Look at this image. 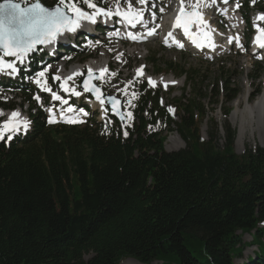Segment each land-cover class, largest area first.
Segmentation results:
<instances>
[{
    "label": "trees",
    "instance_id": "trees-1",
    "mask_svg": "<svg viewBox=\"0 0 264 264\" xmlns=\"http://www.w3.org/2000/svg\"><path fill=\"white\" fill-rule=\"evenodd\" d=\"M177 72L179 121L137 84L126 137L117 119L53 128L39 112L24 138L0 141V264H236L247 233L259 252L243 264H264V148L236 153L230 109L203 140L199 74ZM227 79L226 104L238 95ZM173 125L186 146L169 152Z\"/></svg>",
    "mask_w": 264,
    "mask_h": 264
},
{
    "label": "rangeland",
    "instance_id": "rangeland-1",
    "mask_svg": "<svg viewBox=\"0 0 264 264\" xmlns=\"http://www.w3.org/2000/svg\"><path fill=\"white\" fill-rule=\"evenodd\" d=\"M24 3H26V0H24ZM111 5V0H110ZM260 7L263 8L264 5L260 4ZM221 31V29H220ZM247 32V30H246ZM247 34V33H246ZM242 38V44L244 40V36H240ZM222 46L225 47V41H222ZM119 43L114 44V49L118 48ZM241 47V45H237ZM143 49V54L141 56H135L126 58L125 54H122L121 51H117L114 53L113 58L109 57V62L111 63L110 72L106 73V76H101L100 78V84L101 86L106 89L107 92L115 94L119 97H121L123 102V112L125 116V122L126 120H129L127 117L128 113H132L131 108L134 109L132 103L134 102V97L132 96L133 91L135 90V85H133L135 79H139L140 82L147 81L149 78H154L155 76H172L173 74L176 76L180 84L179 87L171 88L169 91H164L161 84L160 86H153V91H161L163 103L169 107V109H172L173 111H169L171 114H176V106L177 103L175 102L181 97L182 89L185 87L186 83V77L180 76L176 71H168L166 68L168 64L174 63L179 65L180 68L185 70H196L199 74V82L203 85V94L206 96L202 103H204L207 106L208 110V116L206 118L201 117L199 115V119L202 120L201 125V138L203 140L208 139V133L211 129V122L210 118L213 116L220 124L223 126L224 122H226V115L223 114L224 110H231L230 115L227 117L228 122L230 125L235 128L237 136H236V142H235V151L238 155L243 156L246 152L252 151L255 152L257 148H264V131L263 129L259 130L258 132H255L254 136L255 139L252 138V135L248 132L246 136L243 138L242 141H239L238 139V131L237 126L235 122L232 120L231 115L233 111L236 109L238 102H249L253 103L263 92H264V68L259 69V66L257 64L259 57L257 55H254L252 58L249 56V53H244L245 50L241 48L240 50H233L232 52L224 51V54H220L219 52L214 55L212 58L205 59L201 56H194L190 53L181 52L178 50H169L164 47H161L159 42H152L150 44H146L145 46H139L133 48L135 49ZM132 53V52H131ZM137 54V53H135ZM134 54V55H135ZM101 54L98 56H95L93 58L100 57ZM151 57L155 59V63L150 61ZM85 61V57H80L79 54H76L73 60L70 63H74L76 61ZM141 65L146 66L147 74L146 77H138L136 76V69L140 67ZM161 68L159 70L163 71L164 75H157V69ZM53 69L54 77L57 76V71ZM262 75L260 79L253 78L255 74ZM225 74L224 78H220V75ZM233 74V75H231ZM173 75V76H174ZM230 77V78H228ZM228 78V79H227ZM36 79V77H35ZM229 82V88H232L235 91H238V96L231 101L230 103L226 104V87L224 85L225 80ZM224 83H222V81ZM52 84H56L57 80L53 78L51 81ZM99 83V82H98ZM219 84L220 88L224 86V90L222 91V88L220 89V93L222 94L220 99H217L213 91L211 94L209 93L213 88H216L217 86H214V84ZM32 85L34 86L35 90H38L39 86L35 83V80L32 82ZM71 85L75 88L78 87L76 82H72ZM163 87V86H162ZM192 91V89H191ZM187 92H190V89L187 88ZM192 94V92H191ZM209 94L211 95L209 97ZM248 95V101L246 99V96ZM24 96L23 93H20L16 96V98L13 97V93H7L5 95L4 101H6L8 104L15 103L20 104L19 97ZM36 96L41 97V93L38 90V94L34 93V96L32 100L30 101V104L32 105H38V101L40 100V106L44 107V105L41 104L42 100L35 99ZM192 97V96H191ZM213 102H217L218 105L214 104L211 105ZM49 103L52 104V101L49 100ZM29 104L22 105L21 108L29 113ZM57 107H61V103L56 104ZM180 113L182 111L183 106L179 105ZM213 106L214 110L212 113L211 107ZM244 106V105H242ZM18 107V105H17ZM40 107V108H42ZM69 107V106H66ZM184 108V107H183ZM19 109V107H18ZM65 109V107H62V110ZM168 109V110H169ZM110 112V111H109ZM81 113L85 114L83 111ZM94 114H97L96 111H93ZM184 112L182 113V115ZM87 115V113H86ZM96 120H100L103 123H107L110 120V117H106L97 114ZM4 116V115H3ZM88 116L90 114L88 113ZM95 116V115H93ZM106 117V118H105ZM29 118V117H28ZM55 122L49 123V125L53 126V128L59 127L57 124H59V121L56 117ZM4 120L8 118H3ZM3 120V121H4ZM76 121H81L80 118L74 119ZM31 124V121H29ZM124 122V124H125ZM112 125H114V122H110ZM174 132H165L166 142H165V149L167 151L173 152L179 149H182L186 146L185 141L181 138L179 133L176 130L175 125H173ZM221 135L220 137L223 138L224 135V129L221 128ZM17 134V133H15ZM7 135V134H6ZM223 142V141H222ZM179 145H178V144ZM179 148L177 149V146ZM181 146V147H180ZM168 148H173L174 150H170ZM243 240L245 243H247L243 248L242 256L237 257L235 259L236 264H243L245 261L248 260V257L255 255L256 252L259 250V246L256 244L249 245V242L252 241V237L249 234L244 235ZM121 264H141L136 261H133L132 259H129L127 261H124ZM156 264V263H154Z\"/></svg>",
    "mask_w": 264,
    "mask_h": 264
},
{
    "label": "snow or ice",
    "instance_id": "snow-or-ice-1",
    "mask_svg": "<svg viewBox=\"0 0 264 264\" xmlns=\"http://www.w3.org/2000/svg\"><path fill=\"white\" fill-rule=\"evenodd\" d=\"M140 3H146V0H140ZM253 3H255V0H253ZM81 4L86 5L91 11H86L85 8L80 6ZM200 6L201 0H195L190 8L186 6L185 0H181L179 14L176 17V27L182 28L189 36H192L189 29L193 23L207 26V21L200 11ZM236 7L239 8L240 4L237 3ZM143 11V9H136L131 0H128L125 8H121L117 4L115 10L98 6L96 0H58L55 6H48L42 0H31V2L26 0L25 6H22L16 0H3L0 3V74L16 75L19 71L17 61L23 63L30 53L37 50L38 45L50 44L66 31L75 32L81 27L82 21L96 23L100 17L117 16L121 18L122 22L135 26L137 23L143 22ZM257 19L264 21V14L259 15ZM257 29L258 35L255 37V43L264 49V27L257 26ZM154 31L155 29H152L148 34L152 35ZM169 35L171 36L172 34L169 33ZM205 36L208 47H213L210 28L205 32ZM131 38L135 40L138 37L132 35ZM196 42L198 46H204L203 42L199 40ZM102 71H106V69ZM46 72L47 69L40 71L37 74L35 83L45 92H51L55 100H61V96L53 92L51 87L47 85ZM92 78V70L89 69V77L84 81V88L87 91H95L97 93L96 98L101 100L99 88H96L95 85H90ZM54 79L60 80L61 77L55 76ZM70 79L72 77H68L61 84L65 92H75V89L67 86V81ZM149 83L155 86V81L151 80V78H149ZM75 94L79 95L80 93L76 92ZM35 99L39 100L40 97L36 96ZM108 99L113 101V111H116L117 114L121 115V119H124V115L120 114L116 107L118 101H115L114 97H109ZM64 103L66 104L67 101L65 100ZM48 111H51V109ZM69 111H72V109L69 108ZM169 111L173 110L169 109ZM0 115H3V113L0 112ZM131 115V113H128L127 117L131 118ZM48 122H55L54 116L49 117ZM68 122L76 123L77 121L69 120ZM28 127L29 121L20 119V113L13 111L8 119L0 122V141L5 139L6 134L7 139L11 140L15 133H19L22 130L26 131ZM124 135L127 136L128 133L124 132Z\"/></svg>",
    "mask_w": 264,
    "mask_h": 264
},
{
    "label": "bare ground",
    "instance_id": "bare-ground-1",
    "mask_svg": "<svg viewBox=\"0 0 264 264\" xmlns=\"http://www.w3.org/2000/svg\"><path fill=\"white\" fill-rule=\"evenodd\" d=\"M194 2L195 0H185V4L188 8H190L191 4ZM180 7H181V3L175 5V13L177 15L179 14ZM200 11L203 13L204 19L207 21L208 14L205 10V6L202 3V1H201V6H200ZM199 26H204V25H201L199 23L194 24L195 28ZM215 36L220 37V35L217 32H215ZM133 53L134 54L137 53V50L133 51ZM109 57L110 56H108V53L105 52V53H102L100 57L92 58L90 61H88L85 64L76 63L72 65L70 68H66L65 65H61L60 70H59L60 77L63 79V81H65L68 77L73 78L77 75L89 72V69H91L92 72L94 73L96 72V73H99L100 75H103L110 68ZM105 69L106 71H102ZM154 81L156 85L161 84L163 88L165 89V91H169L170 87L172 88V87L180 86L178 79L174 78L173 76L155 78ZM94 104H95V107L101 108L105 114L104 102L95 101ZM237 106L238 107H236V109L233 111L231 118L237 126L239 141H242L248 132L252 135V138L255 139V136H254L255 132H258L261 129H263L264 131V92L253 103H249L246 101L242 103L238 102ZM14 111H18L20 113V119L24 120V116L19 110H14ZM12 112L13 111H9L6 113L2 112V113L4 116L9 118ZM63 116H64V111H61V115H59L58 118H62ZM178 145H176L177 149L179 148ZM168 149L174 150L173 148H168ZM132 260L136 261L134 259Z\"/></svg>",
    "mask_w": 264,
    "mask_h": 264
},
{
    "label": "water",
    "instance_id": "water-1",
    "mask_svg": "<svg viewBox=\"0 0 264 264\" xmlns=\"http://www.w3.org/2000/svg\"><path fill=\"white\" fill-rule=\"evenodd\" d=\"M3 1H1L0 3H2ZM17 2V1H16ZM18 3H21V2H18ZM21 5L23 6V4L21 3ZM39 46H41V45H38L37 47H39ZM89 77V76H88ZM88 77L85 79V80H87L88 79ZM92 79L90 80V85H95L94 84V81L98 78V74H92ZM84 80V81H85ZM96 86V85H95ZM82 88L83 89H85L84 88V82L82 83ZM96 88H99V87H97L96 86ZM99 90H100V93H101V97H103L104 96V94L102 93V91H101V89L99 88ZM87 91V90H86ZM87 92H89V93H91V94H93V95H97V93L95 92V91H87ZM109 98V97H108ZM110 102H111V105H112V107H113V101L112 100H109ZM117 107V109H118V111H119V113L121 114L122 113V111H121V106L120 105H117L116 106Z\"/></svg>",
    "mask_w": 264,
    "mask_h": 264
}]
</instances>
